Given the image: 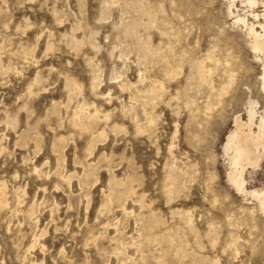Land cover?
I'll return each instance as SVG.
<instances>
[{"label":"rangeland","instance_id":"1","mask_svg":"<svg viewBox=\"0 0 264 264\" xmlns=\"http://www.w3.org/2000/svg\"><path fill=\"white\" fill-rule=\"evenodd\" d=\"M230 3L0 0V264H264L224 152L264 117V0Z\"/></svg>","mask_w":264,"mask_h":264},{"label":"bare ground","instance_id":"2","mask_svg":"<svg viewBox=\"0 0 264 264\" xmlns=\"http://www.w3.org/2000/svg\"><path fill=\"white\" fill-rule=\"evenodd\" d=\"M230 1H231L230 5L231 4L233 5L232 2L235 0H230ZM243 2L249 6H253L256 4V0H243ZM253 18H254V16H253ZM235 22L241 23L242 20L237 18L235 20ZM260 29H261L260 30L261 33H258L257 31H255V29L251 25L248 29H246V30H248L246 33L250 37V42H249L250 49L254 53L264 55V25H262L260 27ZM261 71H262V75H261L262 76L261 77L262 86L264 88V66H262ZM202 81H203V79H202ZM155 87H156V85H155ZM157 90H159V89L157 88ZM157 93H158V91H157ZM255 104L256 103H254V102H249L247 105L248 109H247L246 114L248 117V121L246 124H243L239 118L235 119V130L233 132H231L229 134V136L227 137L225 145H224V152L226 154H228V157H229L228 158V161H229L228 181H229V183L231 184V186L234 188V190L236 192L244 194V195H249L252 198H254L255 201L257 202L258 206H259V209L262 212H264V192H259V191L247 192L245 187H244L245 180H244V176H243L245 168L247 166L254 168V166L257 165V155H259V154H257L258 150L260 148L261 149L264 148V117L263 116L258 117L259 119H258V122L256 123V127H255L256 132L251 129V127L254 125V119H255V116L257 114L256 110H255ZM78 116L80 117L79 113H78ZM261 154H263V153H261ZM125 190H128V189H125ZM1 194L2 193L0 192V206L2 207V205L4 204V199L2 197L3 195H1ZM119 195H120V193H119ZM122 196H124V195L122 194ZM119 198H121V197H119ZM148 240H151V239H148Z\"/></svg>","mask_w":264,"mask_h":264}]
</instances>
